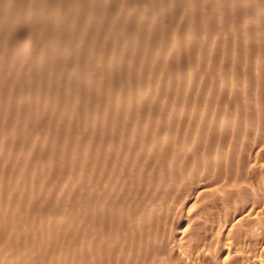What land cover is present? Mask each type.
Masks as SVG:
<instances>
[{"label":"rangeland","instance_id":"1","mask_svg":"<svg viewBox=\"0 0 264 264\" xmlns=\"http://www.w3.org/2000/svg\"><path fill=\"white\" fill-rule=\"evenodd\" d=\"M81 1L76 3L79 4L77 6L67 0H0V144L3 142L0 145L2 146V148L0 147V204L2 205L0 211H4V213L0 212V217L2 213L6 218H12L15 215L13 219L16 220V223L25 217L24 223H20V226L15 223L16 229L22 227L20 230L17 229L13 233L11 228L14 229V227L10 225V233L14 234L12 236L19 238V240L15 238L17 241H14V238L10 236L13 239L10 244L13 246L8 243L10 237L7 239L5 236L7 234L9 236V225L0 227V241L3 238L7 240L6 242L3 239L2 241L5 243L1 241L2 244L0 243V245L8 244L11 248L13 247L12 251L8 247L11 252H17L14 244L16 242L22 243V240L26 239L25 234L30 240L26 239L25 245L30 242L34 246L38 242L46 243L44 247H41L43 246L42 243H40L41 245L37 244V247L40 245L41 248L45 249L42 253L46 255V257L43 255L45 260L40 259V264L42 261H45V264L48 263L49 254L53 263L56 259L54 264H58V261L63 262L62 264H74L77 257L76 261L78 262L79 259L80 263L76 264H89V262L90 264L91 262L92 264H102V262L106 264L110 260L109 264H118L119 261V264H152L150 261L154 264H160L164 261L168 262L167 264H209L210 262L211 264H234L235 262V264H242L243 262L244 264H259L257 259L259 260L260 257V264H264V261L262 262L264 260L262 259L264 258V245H262L264 244V229L262 228L264 227L262 224L264 223L262 222L264 221V187L263 189L259 187L261 184L264 185V182H261L264 180V131L262 130L264 129V0H246L249 8L246 6V2L240 0H236L239 1L237 4L235 0ZM108 2H110L109 5ZM68 3L74 7H70ZM80 5H82L81 11H79ZM191 6L194 7V12H192ZM236 6H242L245 11L243 14L248 12L247 16H243V20L238 22L236 20L239 7H237L238 9L234 8ZM109 8L113 10L111 11ZM71 10L72 12H70ZM73 12L76 13V16ZM79 14L80 16L83 14V19L79 17ZM94 14L100 16L96 15V17ZM69 15L71 17L73 15V17L70 18ZM128 15L129 17H127ZM86 16L90 20H94L92 24H88L91 21ZM244 17H248V19ZM73 18L75 21L72 20ZM141 23L143 26L140 25ZM72 24L77 26L73 27ZM187 27L190 29L188 30ZM93 28L95 29L93 30ZM204 30L205 32H203ZM30 31L31 34L27 33ZM148 31L149 35H151V31L154 34L149 36ZM105 32L106 34L109 33L105 35ZM114 32L120 33L114 34ZM25 33L34 37L30 48L33 52L29 60L28 58L27 60L26 58L25 60L18 58L11 52L16 43L20 45ZM189 33L193 35L191 36ZM174 35L179 40L176 37L174 39ZM172 38L173 40H171ZM18 39L19 41H17ZM169 42L175 43L171 45ZM53 44L56 46L59 44V46L56 47ZM119 44L124 47L127 45V47L123 48L122 46V49ZM165 46L174 53L167 50ZM52 47H56V49H52ZM4 53H9L10 56L8 55L6 59H3ZM98 55H101L100 58ZM12 58L13 60H11ZM19 59H21L20 62ZM39 59L40 62L42 60L40 64ZM92 59L93 61H91ZM70 71L72 73L67 74ZM74 74L76 76L80 74L77 76L80 78L78 79ZM98 79L100 80L96 82ZM57 80L59 84H57ZM61 80L64 81H62L63 84ZM53 83L57 85L55 86ZM17 93L22 97H19ZM11 105H13L14 110L10 107ZM213 117L215 118L213 119ZM224 117L225 121L222 120ZM247 120L253 121L248 123ZM216 121L219 123L217 122V124ZM208 123H212V125L210 124L209 127ZM234 124L238 125L233 129ZM249 125L252 126L251 129ZM246 129L248 131L250 129V131L248 132ZM3 131L7 133H2ZM246 131L248 132L247 135ZM248 135L252 136V138L250 137L251 140H249ZM242 136L245 138L243 142L246 140L247 144L241 143ZM252 140L256 142L254 143ZM249 141L250 143H248ZM215 155L216 157H214ZM232 178H237L236 184H233L235 182H232ZM39 182L43 185H38ZM231 182L233 185L230 184ZM239 182L241 185L237 186ZM235 185L239 189H236ZM254 185L255 187H253ZM256 186L259 188L257 189ZM225 187L228 188L225 189ZM50 190H52L51 193ZM236 190H238V195L241 193L242 196L240 197L247 198V201L238 197L239 202H235L238 200ZM229 191H233V194ZM242 192L247 196L250 193V196L245 195V197ZM89 194L90 196H88ZM66 195L69 201L64 199ZM86 195L88 197L87 202L84 201ZM7 196L12 199H8ZM79 196L80 200H78ZM48 197L50 198L48 199ZM52 197L56 198L54 202ZM83 197L84 199H82ZM14 198L18 200L15 201ZM22 198L24 200L26 198V200L24 201ZM249 198H252L251 203L248 201ZM253 198H256L257 201ZM81 199L82 202L84 201L83 203L80 202ZM107 199L108 203H105ZM61 200L66 205L68 203L69 209L64 205L65 203H61ZM71 200L74 202L71 203ZM5 201L9 205L4 204ZM75 201L77 202L75 203ZM254 201L258 205L257 207ZM56 203H58L57 208L61 205L65 207H60V210L56 208L55 211ZM111 203L113 204L111 205ZM72 206L76 210H73ZM250 207L251 209L247 210ZM260 209L262 210L259 211ZM6 210L12 216L9 213L7 217ZM65 210L73 212L70 214ZM86 210H90V213H96H93V215L95 214L93 216ZM48 211L49 213L52 212L53 216ZM74 211L76 212L74 213ZM54 212L60 214L57 213V216ZM65 212L68 213L66 215H68L67 219L70 217L69 220L65 219ZM85 214L86 217L82 218ZM16 215H19L20 218ZM255 216L259 217V222L256 221ZM5 217L4 219H6ZM53 217L63 219H52ZM77 218L86 221H77ZM58 220L62 221V225ZM63 220L66 221L67 226ZM34 221L35 223L39 222V225L35 224ZM42 222H44L45 227L51 225L50 222H52L50 227L58 228L48 230L50 227L44 228ZM46 222L49 224L47 225ZM78 222L85 229V225L88 227L89 230L86 231L90 234L89 236L85 233L84 228H80L81 225ZM28 223H30V229ZM68 223H70L69 227ZM73 223L79 225L74 226ZM253 223H256L254 227H257L256 230L252 229ZM257 223H261L262 225H259L261 227H258ZM98 225L104 228L99 227V229ZM63 226L68 227L69 231ZM250 226H252L251 229ZM5 227L7 231H4ZM239 227L242 230L237 229ZM245 227L248 228V231ZM33 228L35 229L33 230ZM22 229H25L26 232ZM61 229L66 233L63 234ZM74 229H79L77 230L79 231L78 235ZM103 229L106 231L103 232ZM236 229L239 231L240 237L236 235L238 233ZM21 230L25 233H19ZM35 230H40V233ZM56 230L57 233H62L58 234L59 237H63L62 239L61 237L59 239L57 233L55 234ZM80 230L82 234L84 231V235L80 234ZM173 230L176 232L178 230V232ZM42 231L45 238L42 237ZM70 231L75 235H72ZM2 232L4 233L2 234ZM98 232H103L102 235H105L101 236V233L98 235ZM242 232L246 234V237L243 236ZM249 232L250 234L256 233L250 235ZM30 233L31 236H29ZM52 233L55 235L53 238ZM110 233L111 235H109ZM20 234L25 239L21 238L22 235L20 236ZM46 235L49 236V239H46ZM86 235L89 238H86L87 242H85ZM36 236L40 237L37 238ZM90 236L95 240L97 238L100 241L106 240V242L102 241V244L105 242L103 245L106 246L101 244L100 248L99 240L95 241ZM67 237L68 239H66ZM77 238L83 241L80 243L82 248L75 245L77 249L73 245H78L79 240ZM156 238L160 240L162 238V240L159 242ZM74 239L78 242L76 243ZM60 240L62 242L67 240L68 242L64 244ZM163 240H165L164 243ZM172 240L181 242L178 244L176 242L175 245V241ZM89 241L93 244H90ZM108 242L112 243V247ZM55 243L58 244V247L61 246V249L55 246L57 245ZM162 243L167 246H163ZM17 244L15 247H19ZM71 244L75 248L70 246ZM83 244H86L85 247ZM95 244L101 255L95 251ZM50 245H53L54 250ZM63 245H67L68 248L67 246V249L62 247ZM90 245L92 248L89 249ZM122 246L127 247L124 248L125 250H120ZM83 247L88 249L90 254H83L86 251ZM119 247L120 249H118ZM41 248H37L35 252L39 254ZM108 248L109 250H107ZM110 248L112 249L110 250ZM130 248L133 249L132 252ZM63 249L67 250L68 253L71 249L69 254L67 251H65L66 255L63 253L64 251L62 252L64 256L72 254L71 258H68V262L62 261L63 258L59 259L60 256L62 257V254L59 255V253ZM91 249L98 252V256L93 255L95 253ZM165 249L168 252L172 251V256L170 252H164ZM257 249L258 251L263 249L258 258ZM80 250L81 253L78 255ZM48 251L53 254L55 251L59 252L54 254V257H58L54 258L50 252L47 254ZM105 251H108L107 256L105 254L108 261L103 256ZM176 251L179 253L176 254ZM224 251L231 256L227 257L226 255L225 257ZM110 252H112V256L109 255ZM114 252L116 253L113 255ZM160 252L164 253L165 256L163 254L159 256ZM42 253L39 255L40 257ZM73 254L76 255L75 259ZM116 254L120 257L123 255L122 259L118 255L119 258H115ZM178 254L183 258L176 256ZM82 255L90 256L93 261L89 258L87 262L88 257L85 258ZM217 256L218 258L215 259ZM65 258L63 260L67 261ZM82 258L85 260L83 261ZM160 258L163 261L157 262ZM175 258H180L181 261L178 259L176 261ZM228 258L231 261L227 260ZM29 259L31 260V258ZM29 259L28 262L24 259L26 261H21L20 264H30L32 261L29 263ZM96 259L100 262H96ZM113 259L115 263L112 261ZM237 259L238 261H236ZM38 260L32 263L38 264Z\"/></svg>","mask_w":264,"mask_h":264},{"label":"bare ground","instance_id":"2","mask_svg":"<svg viewBox=\"0 0 264 264\" xmlns=\"http://www.w3.org/2000/svg\"><path fill=\"white\" fill-rule=\"evenodd\" d=\"M67 1H70L71 3H75V5H77L76 3H79L81 0H67ZM83 1H84V0H83ZM85 1H86V0H85ZM90 1H91V0H90ZM93 1H94V0H93ZM93 1H92V2H93ZM95 1H96V0H95ZM108 1H109V0H108ZM124 1H125V0H124ZM240 1H243L244 3L246 2V0H240ZM254 1H255V0H254ZM256 1H257V0H256ZM86 2H87V1H86ZM106 2H107V0H106ZM106 2H104V3H106ZM122 2H123V0H122ZM235 2H236V4H237L239 1H236V0H235ZM248 2H249V1H248ZM251 2H252V1H251ZM81 3H82V1H81ZM90 3H91V2H90ZM109 3H110V2H108L107 4L109 5ZM116 3H118V2H116ZM92 4H93V3H92ZM121 4H122V3H121ZM239 4L241 5V3H239ZM249 4H250V3H249ZM68 5L70 6L69 3H68ZM78 5H79V4H78ZM78 5H77V6H78ZM83 5H84V4H83ZM90 5H91V4H90ZM90 5H89V7H90ZM96 5H97V4H96ZM96 5H95V6H96ZM242 5H244V4H242ZM81 6H82V5H80L79 8H80ZM91 6H92V5H91ZM106 6H107V5H106ZM233 6H234V5H233ZM233 6H232V7H233ZM246 6H247V2H246ZM246 6H245V7H246ZM252 6H253V5H252ZM70 7H72V6H70ZM73 7H74V6H73ZM73 7H72V8H73ZM92 7H93V6H92ZM191 7H192V6H191ZM237 7H239V6H236V7H234V8H237ZM247 7H248V6H247ZM247 7H246V9H247ZM255 7H256V6H255ZM259 7H260V5H259ZM76 8H77V7H76ZM79 8H77V9H79ZM82 8H84V7H82ZM87 8H88V7H87ZM96 8H97V7H96ZM98 8H99V7H98ZM111 8H112V7H111ZM192 8H193V9H192V12H194V11H193V10H194V7H192ZM248 8H249V7H248ZM253 8H254V7H253ZM70 9H71V8H70ZM77 9H76V10H77ZM84 9H86V8H84ZM88 9H89V8H88ZM90 9H91V8H90ZM237 9H238V8H237ZM81 10H82V9L80 8L79 11H81ZM91 10L93 11V9H91ZM98 10H100V9H98ZM98 10H96V11L98 12ZM109 10H111V9L109 8ZM112 10H113V9H112ZM112 10H111V11H112ZM248 10H250V9H248ZM257 10H258V9H257ZM77 11H78V10H77ZM77 11H75V12L78 14ZM89 11H90V10H89ZM94 11H95V10H94ZM236 11H237V10L235 9V12H236ZM238 11H239V14H238V16H237V20H236L237 22H238L239 20L241 21V19L243 20V16H245V15L247 16V13H248V12L246 11V13L243 14V12H245V11L243 10L242 6L239 7V10H238ZM70 12H72V10H71ZM75 12H73V13L75 14L74 16H76V13H75ZM92 13H95V12H92ZM115 13L117 14V12H115ZM126 13H127V12H126ZM126 13H124V14H126ZM154 13H155V12H154ZM70 14H71V13H70ZM87 14H88V13H87ZM90 14H91V12H90ZM102 14H103V12H102ZM106 14L108 15L109 13H106ZM152 14H153V13H152ZM156 14H157V12H156ZM91 15H92V14H91ZM94 15H95V14H94ZM96 15H97V16H100V15H98V14H96ZM96 15H95V16H96ZM111 15H112V14H111ZM193 15H194V14H193ZM69 16H70V18L73 17V15H72V17H71V15H69ZM95 16H94V17H95ZM97 16H96V17H97ZM113 16L115 17L114 14H113ZM151 16H152V15H151ZM155 16H156V15H155ZM79 17L82 18V17H83V14H82L81 16H80V14H79ZM86 17H87V16H86ZM86 17H85V18H86ZM88 17H89V15H88ZM88 17H87V18H88ZM101 17H102V15H101ZM103 17H104V15H103ZM121 17H122V16H121ZM123 17H124V16H123ZM127 17H129V15H128ZM143 17H144V16H143ZM147 17H148V16H147ZM153 17H154V16H153ZM159 17H160V16H159ZM251 17H252V16H251ZM75 18H76V17H75ZM77 18H78V17H77ZM85 18H84V19H85ZM92 18H93V16H92ZM92 18H91V19H92ZM124 18H125V17H124ZM145 18H146V16H145ZM244 18L248 19V17H244ZM82 19H83V18H82ZM100 19H101V18H100ZM122 19H123V18H122ZM125 19H126V18H125ZM127 19H128V18H127ZM154 19H155V18H154ZM235 19H236V18H235ZM70 20H71V19H70ZM72 20L75 21L74 18H73ZM72 20H71V21H72ZM78 20H79V19H78ZM85 20H86V19H85ZM88 20H90V19L88 18ZM130 20H131V19H130ZM133 20H134V18H133ZM157 20H158V19H157ZM244 20H245V19H244ZM76 21H77V19H76ZM81 21H82V20H81ZM90 21H91V23L89 22V23H88L89 25L92 24V21H94V20H90ZM123 21H125V20H123ZM139 21H140V20H139ZM139 21H138V23H139ZM84 22H85V21H84ZM84 22H83V23H84ZM142 22H143V21H142ZM145 22H146V21H145ZM246 22H247V21H246ZM71 23H72V22H71ZM71 23H70V24H71ZM77 23L79 24V22H77ZM95 23H97V22H95ZM193 23H194V22H193ZM209 23H210V22H209ZM73 24H74V23H73ZM73 24H72V25H73ZM81 24H82V23H81ZM86 24H87V21H86ZM88 24H87V25H88ZM143 24H144V22H143ZM205 24H206V23H205ZM207 24H208V22H207ZM72 25H71V26H72ZM82 25H83V24H82ZM82 25H81V26H82ZM84 25H85V24H84ZM94 25H95V24H94ZM97 25H98V24H97ZM108 25H109V24H108ZM122 25H123V24H122ZM136 25H138V24H136ZM140 25H142V23H141ZM144 25H145V24H144ZM149 25H150V24H149ZM190 25H191V24H190ZM208 25H209V24H208ZM210 25H211V24H210ZM75 26H77V25H75ZM75 26L73 25V27H75ZM81 26H80V28H81ZM125 26H126V25H125ZM142 26H143V25H142ZM145 26H146V25H145ZM191 26H192V25H191ZM78 27H79V26H78ZM78 27H77V28H78ZM92 27H93V26H92ZM111 27H112V26H111ZM149 27H150V26H149ZM196 27H197V26H196ZM208 27H209V26H208ZM232 27H233V25H232ZM82 28H84V27H82ZM85 28H86V26H85ZM124 28H125V27H124ZM140 28H141V27H140ZM153 28H154V27H153ZM153 28H152V29H153ZM187 28H188V27H187ZM201 28H202V27H201ZM94 29H95V28H93V30H94ZM99 29H100V28H99ZM103 29H104V28H103ZM103 29H101V31H103ZM126 29H128V28H126ZM134 29H135V28H134ZM189 29H190V28H188V30H189ZM192 29H193V28H192ZM204 29H205V25H204ZM88 30H89V28H88ZM96 30H97V29H96ZM96 30H95V32L98 31V30H97V31H96ZM110 30H111V29H110ZM136 30H137V28H136ZM148 30H149V29H148ZM150 30H151V29H150ZM172 30H175V29H172ZM188 30H187V31H188ZM194 30H196V29H194ZM210 30H211V28H210ZM86 31H87V30H86ZM99 31H100V30H99ZM105 31H106V30H105ZM114 31H115V30H114ZM122 31L125 32V30H122ZM141 31H142V30H141ZM146 31H147V30H146ZM175 31H176V30H175ZM200 31L202 32V30H200ZM200 31H199V32H200ZM207 31H208V30H207ZM235 31H236V30H235ZM83 32H85V31H83ZM110 32H113V31H110ZM127 32H128V31H127ZM136 32H137V31H136ZM152 32H153V31H151V35L154 34V33H152ZM167 32H168V31H167ZM191 32H193V31H191ZM194 32H195V31H194ZM203 32H205V30H204ZM27 33L31 34V31H30V32H27ZM81 33H82V31H81ZM81 33H80V34H81ZM88 33H89V32H88ZM93 33H94V32H93ZM93 33H92V34H93ZM102 33H103V32H102ZM108 33H109V32H107V34H108ZM119 33H120V32H119ZM119 33H118V32H117V33L114 32V34H119ZM138 33H139V31H138ZM164 33H165V32H164ZM171 33H173V32H171ZM174 33H175V32H174ZM179 33H180V32H179ZM184 33H185V32H184ZM187 33H188V32H187ZM242 33H243V32H242ZM249 33H250V32H249ZM249 33H248V34H249ZM85 34H86V32H85ZM85 34H84V35H85ZM92 34H91V36H92ZM96 34L98 35V33H96ZM96 34H94V35H96ZM107 34H106V32H105V35H107ZM129 34H130V32H129ZM139 34H140V33H139ZM144 34H145V33H144ZM146 34H147V33H146ZM203 34H204V33H203ZM207 34H208V33H207ZM257 34H258V33H257ZM76 35H77V34H76ZM87 35H88V34H87ZM148 35H149V31H148ZM148 35H147V36H148ZM151 35H149V36H151ZM172 35H173V34H172ZM185 35H186V34H185ZM187 35H188V34H187ZM189 35H191V34L189 33ZM192 35H193V34H192ZM192 35H191V36H192ZM242 35H243V34H242ZM23 36H24V35H23ZM23 36H22V37H23ZM85 36H86V35H85ZM85 36H84V37H85ZM89 36H90V35H89ZM91 36H90V37H91ZM98 36H99V35H98ZM109 36H110V35H109ZM128 36H129V35H128ZM142 36H143V35H142ZM147 36H145V37H147ZM149 36H148V37H149ZM177 36L179 37V35H177ZM195 36H196V35H195ZM22 37H21V39H22ZM72 37L74 38L75 36H72ZM78 37H79V36H78ZM80 37H81V35H80ZM94 37H95V36H94ZM140 37H141V35H140ZM143 37H144V36H143ZM170 37H172V36H170ZM173 37H174V39H175L176 36L174 35ZM75 38H76V37H75ZM81 38L83 39V37H81ZM95 38H96V37H95ZM98 38H99V37H98ZM176 38H177V37H176ZM184 38H185V37H184ZM21 39H20V40H21ZM76 39H77V38H76ZM79 39H80V38H79ZM140 39H141V38H140ZM161 39H163V38H161ZM180 39H181V38H180ZM187 39H188V37H187ZM187 39H186V40H187ZM133 40H134V39H133ZM136 40H137V39H136ZM143 40H144V38H143ZM143 40H142V41H143ZM159 40H160V37H159ZM163 40H164V39H163ZM166 40H167V39H166ZM171 40H173V38H172ZM177 40H179V39L177 38ZM177 40L175 41L176 43H177ZM243 40H244V39H243ZM246 40H247V39H246ZM17 41H19V39H18ZM32 41H34V37H32V35H31V36H30V35H26V33H25V36H24V38L21 40L20 45H17V43L15 42V43H16V46L13 47V46L11 45V43H10V45L14 48V49L12 48L13 51H11V48H10V51L13 52V55L15 54L14 56H16V57H18V58H21V59L24 58V60H25V58H26V60H27V58H28V60H29V57L32 56L31 53L33 52V51H31L32 49H30V48H31V44H33V43H31ZM134 41H135V40H134ZM139 41H140V40H139ZM139 41H138V42H139ZM144 41H145V40H144ZM169 41H170V40H169ZM184 41H185V39H184ZM131 42H132V41H131ZM162 42H163V41H162ZM175 42H173L172 44H174ZM34 43H35V42H34ZM66 43L68 44V42H66ZM111 43H112V42H111ZM133 43H135V42H133ZM166 43H167V41H166ZM169 43H170V42H169ZM184 43H185V42H184ZM188 43H189V41H188ZM63 44L66 45L65 43H63ZM129 44H131V43H129ZM129 44H128V47H129ZM136 44H137V43H136ZM162 44H163V43H162ZM167 44H168V43H167ZM167 44H165V45H167ZM170 44H171V43H170ZM172 44H171V45H172ZM185 44H186V43H185ZM192 44H193V43H192ZM35 45H36V44H35ZM54 45H55V44H53V46H54ZM68 45H69V44H68ZM68 45L66 46L67 49H68ZM119 45H120V44H119ZM137 45H138V44H137ZM159 45H160V44H159ZM178 45H179V43H178ZM7 46L9 47V44H8ZM41 46H43V45H41ZM55 46H56V45H55ZM57 46H59V44H57ZM57 46H56V47H57ZM62 46H63V45H62ZM120 46H121L120 48H122L123 45L121 44ZM174 46L176 47V45H174ZM174 46H173V48H174ZM181 46H182V44H181ZM190 46H191V45H190ZM8 47L6 48V50L8 49ZM36 47H37V46H36ZM56 47H55V48L52 47V49H56ZM63 47H64V46H63ZM125 47H127V45H126ZM125 47L123 46V48H125ZM160 47H162V46H160ZM165 47L167 48V46H165ZM171 47H172V46H171ZM33 48H34V47H33ZM123 48H122V49H123ZM162 48H163V47H162ZM177 48H178V47H177ZM58 49H59V48H57V50H58ZM61 49H63V48H61ZM164 49H165V48H164ZM34 50H35V49H34ZM59 50H60V49H59ZM167 50H169V48H167ZM170 50H171V49H170ZM170 50H169V51H170ZM175 50H176V49H175ZM39 51H40V50H39ZM39 51H38V53H39ZM171 51H172V50H171ZM171 51H170V52H171ZM7 52H9V51H7ZM83 52H84V51H83ZM98 52H100V51L98 50ZM42 53H43V52H42ZM56 53H57V52H56ZM81 53H82V51H81ZM88 53H89V52H88ZM166 53H167V52H166ZM172 53H174V51H172ZM0 54H1V53H0ZM10 54H11V53H10ZM43 54H44V53H43ZM91 54H92V53H91ZM91 54H90V55H91ZM167 54H168V53H167ZM8 55H9V53H4V58H3V59H6V58L8 57ZM33 55H34V53H33ZM35 55H36V54H35ZM57 55H58V54H57ZM102 55H103V54H102ZM2 56H3V55H2ZM9 56H10V55H9ZM11 56H12V55H11ZM39 56H40V55H39ZM41 56H42V55H41ZM44 56H45V55H44ZM53 56H54V55H53ZM98 56H99V55H98ZM98 56H96V57H98ZM100 56H101V55H100ZM100 56H99V58H100ZM103 56H104V55H103ZM0 57H1V56H0ZM12 57H13V56H12ZM33 57L35 58V56H33ZM91 57H92V55H91ZM18 58H17V59H18ZM37 58H38V56H37ZM39 58H40V57H39ZM92 58H93V57H92ZM0 59H1V58H0ZM14 59H15V57H14ZM21 59H19L18 61L20 62ZM44 59H45V58H44ZM44 59H43V60H44ZM54 59H56V58L54 57ZM11 60H13V58H12ZM46 60H47V59H46ZM94 60H95V59H94ZM97 60H98V59H97ZM2 61H4V60H2ZM8 61H9V59H8ZM18 61H17V62H18ZM33 61H34V59H33ZM61 61H63V59H61ZM91 61H93V59H92ZM15 62H16V61H15ZM41 62H42V60H41ZM41 62H40V59H39V64H40ZM0 63H1V62H0ZM25 63H26V62H25ZM28 63H29V62H28ZM19 64H20V63H19ZM20 65H21V64H20ZM27 65H28V64H27ZM31 65H32V63H31ZM190 65H191V64H190ZM94 66H95V65H94ZM71 67H72V66H71ZM71 67H70V68H71ZM96 67H98V66H96ZM188 67H189V66H188ZM29 68H31V67H29ZM29 68H28V69H29ZM94 68H95V67H94ZM190 68H191V67H190ZM190 68H189V69H190ZM194 68H195V67H194ZM11 69H12V68H11ZM79 69H80V68H79ZM186 69H187V68H186ZM74 70H75V69H74ZM95 70H96V68H95ZM192 70H193V69H192ZM34 71H36V70H34ZM37 71H38V70H37ZM76 71H77V70H76ZM76 71H75V73H77ZM186 71H187V70H186ZM187 72H188V71H187ZM187 72H186V73H187ZM189 72H190V70H189ZM38 73H39V72H38ZM69 73H72V72L70 71V72H68L67 74H69ZM73 73H74V72H73ZM93 74H94V73H93ZM93 74H92V75H93ZM189 74H190V73H189ZM35 75H36V74H35ZM74 75H75V74H74ZM78 75H80V74H77V76H78ZM96 75H97V74H96ZM186 75H187V74H186ZM72 76H73V74H72ZM75 76H76V75H75ZM77 76H76V77H77ZM239 77H240V76H239ZM239 77H238V78H239ZM57 78H58V77H57ZM63 78L65 79V76H64ZM66 78H67V76H66ZM68 78H69V77H68ZM73 78H74V77H73ZM77 78H78V77H77ZM79 78H80V76H79ZM79 78H78V79H79ZM233 78H234V77H233ZM58 79H59V78H58ZM89 79H90V78H89ZM96 79H97V78H96ZM188 79H189V78H188ZM230 79H231V78H230ZM235 79H236V78H235ZM242 79H244V78H242ZM22 80H24V79L22 78ZM90 80H92V79H90ZM90 80H89V81H90ZM99 80H100V79L96 80V82H98ZM233 80H234V79H233ZM239 80H240V79H239ZM25 81H26V80H25ZM62 81H63V80H61V83H62ZM237 81H238V80H237ZM237 81H236V83H237ZM242 81H243V80H242ZM21 82H22V81H21ZM57 82H58V80H57ZM57 82H55V83H57ZM63 82H64V81H63ZM78 82H79V81H78ZM78 82H77V83H78ZM94 82H95V81H94ZM24 83L26 84L27 82H24ZM90 83H91V82H90ZM53 84H54V83H53ZM57 84H59V82H58ZM57 84H56V85H57ZM62 84H63V83H62ZM68 84H69V83H68ZM71 84H73V83H71ZM226 84H227V83H226ZM19 85H20V84H19ZM21 85H22V84H21ZM54 85H55V84H54ZM56 85H55V86H56ZM60 85H61V84H60ZM22 86H23V85H22ZM72 86H73V85H72ZM77 86H78V85H77ZM77 86H76V88H77ZM95 86H96V84H95ZM231 86H232V84H231ZM222 87H223V86H222ZM224 87H226V86L224 85ZM229 87H230V86H229ZM233 87H234V86H233ZM68 88H69V87H68ZM72 88H73V87H72ZM230 88H232V87H230ZM74 90H75V89H74ZM78 90H79V89H78ZM39 92H40V91H39ZM39 92H38V93H39ZM79 92H80V91H79ZM22 93H23V92H22ZM154 93H155V92H154ZM17 94H18V93H17ZM75 94H76V93H75ZM18 96H19V94H18ZM73 96H74V95H73ZM19 97H22V96H19ZM23 97H24V99H26L25 96H23ZM37 97H38V96H37ZM52 97H54V96H52ZM64 97H65V96H64ZM78 97H80V96H78ZM14 98H15V97H14ZM47 98H48V97H47ZM47 98H46V99H47ZM54 98H55V97H54ZM3 99H4V98H3ZM5 99H8V98H5ZM89 99H90V98H89ZM129 99H130V98H129ZM18 100H19V99H18ZM34 100H35V99H34ZM51 100H53V99L51 98ZM54 100H55V99H54ZM74 100H75V99H74ZM16 101H17V100H16ZM20 101H21V100H20ZM24 101H25V100H24ZM3 102H4V101H3ZM11 102H12V101H11ZM22 102H23V101H22ZM26 102H27V101H26ZM54 102H55V101H54ZM56 102H57V101H56ZM58 102H59V101H58ZM0 103H1V102H0ZM50 103H51V102H50ZM8 104L10 105L9 102H8ZM12 104H13V103H12ZM76 104H77V103H76ZM55 105H56V104H55ZM62 105H63V104H62ZM64 105H65V104H64ZM74 105H75V104H74ZM6 106H8V105L6 104ZM53 106H54V104H53ZM4 107H5V104H4ZM10 107L13 108V105H11ZM10 107H9V108H10ZM22 107H23V106H22ZM54 107H56V106H54ZM64 107H65V106H64ZM19 108H20V107H19ZM70 108H71V107H70ZM7 109H8V108H7ZM7 109H6V111H7ZM56 109H57V108H56ZM65 109H66V108H65ZM97 109H98V108H97ZM97 109H95V110H97ZM2 110H3V109H2ZM9 110H11V109H9ZM13 110H14V108H13ZM25 110H26V109H25ZM60 110H61V109H60ZM52 111H53V110H52ZM65 111H66V110H65ZM98 111H99V110H98ZM101 111H102V110H101ZM221 111H222V110H221ZM227 111H229V110H227ZM54 112H55V111H54ZM218 112H220V111H218ZM223 112H225V111L223 110ZM50 113H52V112H50ZM60 113H61V112H60ZM95 113H96V112H95ZM218 114H219V113H218ZM220 114H221V113H220ZM229 114H230V113H229ZM231 114H232V113H231ZM237 114H238V113H237ZM36 115H37V114H36ZM55 115H57V114H55ZM225 115H226V113H225ZM234 115H235V113H234ZM218 116H220V115H218ZM229 116H230V115H229ZM49 117H50V116H49ZM215 117H216V116H215ZM215 117H213V119H214ZM220 117L222 118V116H220ZM220 117H219V118H220ZM234 117H235V116H234ZM234 117H233V118H234ZM236 117H237V116H236ZM62 118H63V117H62ZM219 118H218V119H219ZM230 118H231V117H230ZM49 119H50V118H49ZM218 119H217V120H218ZM237 119H238V118H237ZM237 119H235V120L238 121L239 119H238V120H237ZM249 119H251V118H249ZM51 120H52V119H51ZM51 120H50V121H51ZM222 120L225 121V120H226L225 117H224ZM228 120H230V119H228ZM214 121H215V120H214ZM220 121H221V120H220ZM233 121H234V120H233ZM233 121H232V123H233ZM247 121H248V123H249V122H252L253 120H252V121L247 120ZM247 121H246V122H247ZM61 122H62V120H61ZM209 122H210V121H209ZM217 122H218V121H216V123H217ZM239 122H240V120H239ZM259 122H260V121H259ZM261 122H262V121H261ZM216 123H215V124H216ZM218 123H219V122H218ZM218 123H217V124H218ZM221 123H223V122H221ZM225 123H226V122H225ZM235 123H236V122H235ZM237 123H238V122H237ZM256 123H257V122H256ZM210 124L212 125V123H210ZM210 124L208 123L209 127H210ZM213 124H214V123H213ZM253 124H254V123H253ZM262 124H263V123H262ZM57 125H58V124H57ZM60 125H61V124H60ZM236 125H238V124H236ZM236 125H235V124L233 125V126H234L233 129L236 127ZM219 126H220V124H219ZM219 126H218V127H219ZM223 126H224V125H223ZM226 126H227V125H226ZM229 126H230V125H229ZM231 126H232V125H231ZM231 126H230V127H231ZM249 126H250V125H249ZM216 127H217V126H216ZM220 127H221V126H220ZM227 127H228V126H227ZM251 127H252V126H250V129H251ZM254 127H255V126H254ZM25 128H26V127H25ZM262 128H263V127H262ZM215 129H217V128H215ZM220 129H221V128H220ZM224 129H225V127H224ZM250 129H249V131H250ZM30 130H31V129H30ZM212 130H213V129H212ZM246 130H247V129H246ZM262 130L264 131V129H262ZM216 131H219V130H216ZM220 131L222 132V130H220ZM247 131H248V130H247ZM247 131H246V135H247V133L249 132V131H248V132H247ZM4 132H5V131H3L2 133H4ZM221 132H220V133H221ZM5 133H7V132H5ZM8 133H9V132H8ZM11 133H13V132L11 131ZM11 133H10V134H11ZM14 133H15V132H14ZM223 133H224V131H223ZM225 134H226V133H225ZM255 134H256V133H255ZM3 135H4V134H3ZM231 135H232V133H231ZM234 135H235V134H234ZM256 135H257V134H256ZM7 136H8V135H7ZM248 136H249V135H248ZM253 136H255V135H253ZM11 137H12V134H11ZM16 137H17V135H16ZM223 137H225V136H223ZM235 137H236V136H235ZM250 137L252 138V136H249V140H251ZM7 138H8V137H7ZM226 138H227V137H226ZM230 138L232 139V136H230ZM230 138H229V139H230ZM12 139H13V138H12ZM154 139H155V138H154ZM231 139H230V140H231ZM235 139H236V138H235ZM243 139H245V138H243V136H242V139H241L242 142H241V143H243V144H244V143L247 144V143H246V140H245V142H243ZM254 139H255V137H254ZM161 140H162V139H161ZM236 140H238V139H236ZM154 141H155V140H154ZM260 141H261V140H260ZM235 142H236V141H235ZM235 142H234V143H235ZM252 142L255 143L256 141L252 140ZM263 142H264V138H263ZM263 142H262V143H263ZM2 143H3V142H1L0 145H2ZM248 143H250V141H249ZM258 143H259V142H258ZM260 143H261V142H260ZM228 144H229V143H228ZM231 144H232V143H230L229 145H231ZM256 144H257V143H256ZM232 145H234V144H232ZM241 145H242V144H241ZM186 146H187V145H186ZM255 146H256V145H255ZM0 147L2 148V146H0ZM220 147H221V146H220ZM246 147H247V146H246ZM217 148H218V147H217ZM217 148H216V149H217ZM249 148L251 149V147H249ZM221 149H222V148H221ZM241 150H242V147H241ZM180 151H181V149H180ZM215 151H216V153H217V150H215ZM214 153H215V152H214ZM219 153L221 154L220 151H219ZM216 155H217V154H216ZM216 155H215L214 157H216ZM218 155H219V154H218ZM220 156H221V155H220ZM246 162H247V161H246ZM246 162H245V163H246ZM261 177H262V176H261ZM24 179H25V178H24ZM73 179H74V178H73ZM229 179H230V178H229ZM232 179H233V178H232ZM236 179H237V178H236ZM236 179H233L232 182H235ZM240 179L242 180V178H240ZM240 179H239V181H241ZM263 179H264V178H263ZM63 181H64V180H63ZM65 181H66V180H65ZM70 181H71V179H70ZM242 181H243V180H242ZM242 181H241V183H242ZM258 181H259V179H258ZM262 181L264 182V180H261V182H262ZM67 182H68V179H67ZM232 182H231L230 184H232ZM237 182H238V181H237ZM259 182H260V181H259ZM263 182H262V183H263ZM68 183H69V182H68ZM241 183L239 182V183L237 184V186H238L239 184L241 185ZM39 184H40V182L38 183V185H39ZM233 184H236V182L233 183ZM233 184H232V185H233ZM257 184H260V183H257ZM40 185L42 186L43 184H40ZM66 185H67V184H66ZM232 185H230V186L232 187ZM27 186H30V185H27ZM34 186H37V185L34 184ZM41 186H40V187H41ZM228 186H229V185H228ZM15 187H16V186H15ZM22 187H23V186H22ZM30 187H31V186H30ZM30 187H29V188H30ZM233 187H234V186H233ZM235 187H236V185H235ZM253 187H255V185H254ZM253 187H252V189H254ZM256 187H257V186H256ZM259 187H261V188L263 189L264 185L262 186V184H261ZM259 187H257V189H258ZM36 188H38V187H36ZM42 188H43V187H42ZM227 188H228V187H227ZM227 188L225 187V189H227ZM237 188L239 189V187H236V189H237ZM26 189H27V188H26ZM40 189H41V188H40ZM229 189H230V188H229ZM240 189H242V188H240ZM252 189H251V190H252ZM259 190H261V189H259ZM51 191H52V190H50L49 192L51 193ZM236 191H237V195H238V190H236ZM241 191H243L244 193L246 192L245 190H241ZM241 191H240V192H241ZM229 192H230V191H229ZM232 192H233V191H231L230 193H232ZM243 192H242V193H243ZM260 192L263 193V191H260ZM52 193H53V192H52ZM61 193H62V192H61ZM223 193H224V192H223ZM244 193H243V195H244ZM254 193H256V192H254ZM25 194H26V193H25ZM46 194H47V192H46ZM53 194H55V192H54ZM66 194H68V193H66ZM87 194H88V193H87ZM228 194H229V193H228ZM228 194H227V195H228ZM232 194H233V193H232ZM240 194H241V193H240ZM240 194L236 197L238 200H235V202H236V201L239 202V198H241L240 196H242V194H241V195H240ZM26 195H27V194H26ZM26 195H25V196H26ZM51 195H52V194H51ZM64 195H65V193H64ZM82 195H83V194H82ZM84 195H85V194H84ZM223 195H224V194H223ZM227 195H226V197H228ZM229 195H230V194H229ZM245 195H246V194H245ZM245 195H244V196H245ZM251 195H252V194H251ZM25 196H24V197H25ZM44 196H45V194H44ZM47 196H48V194H47ZM53 196H55V195H53ZM57 196H58V193H57ZM68 196H69V195H68ZM88 196H90V194H89ZM234 196H235V195H234ZM246 196H247V195H246ZM246 196H245V197H246ZM249 196H250V193H249ZM249 196H247V197H249ZM5 197H6V196H5ZM5 197L3 198V200L5 199ZM9 197H10V196H9ZM55 197H56V196H55ZM62 197H63V194H62ZM62 197H61V199L63 200ZM69 197H71V195H70ZM91 197H92V196H91ZM223 197H225V196H223ZM238 197H239V198H238ZM251 197H252V196H251ZM255 197H257V195H255ZM261 197H262V196H261ZM7 198H8V196H7ZM7 198H6V199H7ZM10 198H11V197H10ZM10 198H8V199H10ZM26 198H27V197H26ZM26 198H25V200H26ZM32 198H33V197H32ZM44 198H45V197H44ZM49 198H50V197H48V199H49ZM52 198H53V197H52ZM52 198H51V199H52ZM58 198H59V197H58ZM72 198H73V197H72ZM85 198H86V199H84V197H83L82 199H84V201L86 200L85 202H87V201H88V200H87V199H88L87 195L85 196ZM228 198H229V197H228ZM230 198H232V197L230 196ZM243 198H244V197H243ZM243 198H241V199L243 200ZM258 198H259V195H258ZM11 199H12V198H11ZM11 199H10V200H11ZM14 199H16V198H14ZM14 199H13V200H14ZM22 199L24 200V198H22ZM29 199H30V198H29ZM34 199H35V198H34ZM34 199H32V200H34ZM45 199H46V198H45ZM64 199H66V200L68 199V198H67V195H66V198H64ZM70 199H71V198H70ZM82 199H81L80 202H82ZM244 199L246 200L247 198H244ZM251 199H252V198H251ZM251 199L249 198L248 201H250ZM255 199H256V198H255ZM255 199L253 198V200H255ZM261 199H262V198H261ZM3 200H2V201H3ZM17 200H18V199H16L15 201H17ZM25 200H24V201H25ZM27 200H28V198H27ZM52 200H53V202H54V200H56V198H55V199L53 198ZM57 200H58V199H57ZM62 200H61V203L63 202L62 204H64L65 202L62 201ZM73 200H76V199H73ZM73 200H71L70 202L72 203ZM78 200H80V196H79V199H78ZM103 200L105 201V199H103ZM103 200H102V201H103ZM226 200H227V199H226ZM231 200H232V199H231ZM245 200H244V201H245ZM29 201L31 202V199H30ZM46 201H47V200H46ZM59 201H60V200H59ZM68 201H69V199H68ZM84 201H83V202H84ZM229 201H230V200H229ZM246 201H247V200H246ZM255 201H257V199H256ZM255 201H254V202H255ZM7 202H8V201H7ZM56 202H57V201H56ZM73 202H74V201H73ZM76 202H77V201H75V203H76ZM83 202H82V203H83ZM226 202H227V201H226ZM233 202H234V201H233ZM240 202H242V201H240ZM5 203H6V201L4 202V204H5ZM58 203H60V202H58ZM58 203L55 204V205H56L55 208H54V206H53V208H54L55 211H56L57 209H59L60 207H63L64 205L67 206V207L69 206L68 203H67V205H66V203H65L63 206L61 205V206H59V208H57V207H58ZM75 203H74V204H75ZM105 203H108V199H107V202H105ZM227 203H228V202H227ZM227 203H225V204H227ZM250 203H251V201H250ZM6 204L9 205L8 203H6ZM16 204H17V203H16ZM69 204H70V203H69ZM74 204H72V205H74ZM112 204H113V203H111V205H112ZM242 204H243V203H242ZM245 204H246V203H245ZM253 204H254V203H253ZM255 204H256V202H255ZM14 205H15V204H14ZM59 205H60V204H59ZM0 206H2V205L0 204ZM4 206L6 207V205H4ZM32 206H33V205H32ZM65 206H64V207H65ZM249 206H251V205H249ZM255 206L257 207L258 205L256 204ZM67 207H66V208H67ZM72 207H73V206H72ZM74 207H75V205H74ZM74 207H73V208H74ZM110 207H111V206H110ZM253 207H254V206H253ZM253 207H252V208H253ZM256 207H255V210H256ZM56 208H57V209H56ZM73 208H72V209H73ZM1 209H2V207H1ZM63 209H64V208H63ZM68 209H69V207H68ZM72 209H71V210H72ZM249 209H251V207L248 208L247 210H249ZM262 209H263V207H262ZM262 209H260L259 211H261ZM59 210H60V209H59ZM73 210H76V209L74 208ZM77 210H78V209H77ZM21 211H22V210H21ZM51 211H52V209H51ZM65 211H67V210H65ZM86 211H87V210H86ZM117 211H118V210H117ZM259 211H257V212H259ZM0 212H3V213H4L3 210L0 211ZM6 212H7V210H6ZM6 212H5V213H6ZM44 212H45V211H44ZM59 212H60V211H59ZM61 212H62V210H61ZM63 212H64V211H63ZM67 212H69V211H67ZM67 212H65L64 215H66ZM72 212H73V211H72ZM72 212H69V213L71 214ZM75 212H76V211H74V213H75ZM77 212H79V211H77ZM84 212H85V211H84ZM87 212L90 213V210H88ZM87 212H86V214H87ZM121 212H122V211H121ZM250 212H251V211H250ZM257 212H256V213H257ZM3 213H2V215H1V217H0V224H1L0 227H1L2 225L6 226V227L9 225V228H8V230H9V229L11 228V227H10V225H11L12 227H14V229L11 228V229H12V232L14 233V231L18 229V228H17V229L15 228L16 220L13 219V217H14L15 215H14L12 218H11V217L6 218L5 216H3V215H4ZM9 213H10V212H9ZM9 213L7 212L6 216H7ZM48 213H49V211H48ZM51 213H52V212H51ZM51 213H49V214L51 215ZM54 213H55V212H54ZM57 213H58V212H56L55 214H57ZM74 213H73V214H74ZM80 213H81V212H80ZM93 213H96V212H91L90 214L93 215ZM98 213H99V212H98ZM102 213H103V212H102ZM105 213H106V212H105ZM243 213H244V212H243ZM248 213H249V212H248ZM251 213H252V212H251ZM261 213H262V212H261ZM263 213H264V212H263ZM263 213H262V214H263ZM13 214H15V213L13 212ZM16 214H17V213H16ZM58 214H60V213H58ZM58 214H57V216H58ZM61 214H63V213H61ZM67 214H68V213H67ZM70 214H69V215H70ZM73 214H72V216H73ZM77 214H79V213H77ZM86 214H85V216L82 217V218H85V217H86ZM99 214H100V213H99ZM107 214H108V213H107ZM107 214H106V215H107ZM249 214H250V213H249ZM253 214H254V213H253ZM257 214H258V213H257ZM262 214H261V215H262ZM10 215H11V213H10ZM46 215H47V214H46ZM74 215L76 216V214H74ZM91 215H89V216H91ZM94 215H95V214H94ZM94 215H93V216H94ZM11 216H12V215H11ZM16 216L19 217V215H16ZM24 216H25V215H24ZM43 216H44V215H43ZM47 216L49 217V215H47ZM52 216H53V213H52ZM60 216L62 217V215H60ZM67 216H68V215L65 216V219L68 218ZM72 216H71V217H72ZM78 216H79V215H78ZM96 216H97V215H96ZM248 216H251V215H248ZM263 216H264V214H263ZM4 217H5L7 220L4 219ZM7 217H8V216H7ZM48 217H47V218H48ZM61 217H60V218H61ZM73 217H74V216H73ZM73 217H72L71 219H73ZM76 217H77V216H76ZM76 217H75V219H76ZM104 217H105V214H104ZM255 217H256V219H257V220L255 219V220L259 222V220H258L259 217H258V216H255ZM257 217H258V218H257ZM19 218H20V217H19ZM24 218H25V217H24ZM24 218H23V219H24ZM34 218H35V217H34ZM50 218H51V216H50ZM50 218H49V219H50ZM55 218L60 219L59 217H53L52 219H55ZM82 218H81V219L79 218V220H78V218H77V221L82 220ZM99 218H100V215H99ZM262 218H263V217H262ZM15 219H16V218H15ZM21 219H22V218H21ZM21 219H20L21 222H20V221H19V223L17 222L19 226H20V223H22V224L24 223V220L22 219V220H23V222H22ZM31 219H33V218H31ZM31 219H30V220H31ZM49 219H48V220H49ZM52 219H51V220H52ZM61 219H63V218H61ZM65 219H64V220H65ZM69 219H70V217H69ZM69 219H67V220H69ZM40 220H41V218H40ZM43 220H44V219H43ZM48 220H47V221H48ZM51 220H50V221H51ZM64 220H63V221H64ZM83 220H85V219H83ZM83 220H82V221H83ZM261 220H262V219L260 218V221H261ZM17 221H18V220H17ZM27 221H28V219H27ZM31 221H32V220H31ZM45 221H46V220H45ZM56 221H57V219H56ZM58 221H59V220H58ZM70 221H71V220H70ZM85 221H86V220H85ZM89 221L91 222V220H89ZM89 221H87V222L89 223ZM25 222H26V221H25ZM59 222H60V224H61L62 221H59ZM59 222H57V223H59ZM64 222H65L64 224L67 226L66 221H64ZM71 222H72V221H71ZM74 222H76V221H74ZM87 222H86V223H87ZM262 222H264V221H262ZM262 222H261V223H262ZM17 223H16V225H17ZM32 223H33V222H32ZM34 223H35V221H34ZM36 223H37V222H36ZM36 223H35V224H36ZM38 223H39V222H38ZM38 223H37V224H38ZM50 223H51V225H52V222H50ZM54 223H55V222H54ZM54 223H53V224H54ZM78 223L80 224V222H78ZM261 223H260V224H261ZM29 224H30V223H28V227L30 226ZM42 224H44V222H42ZM46 224L48 225L49 223L46 222ZM75 224H76V223H75ZM79 224L74 225V223H73L74 226H77V225H79ZM253 224H254V223H253ZM260 224L257 223L258 227H261V226H259ZM262 224H264V223H262ZM262 224H261V225H262ZM26 225H27V224H26ZM38 225H39V224H38ZM51 225H49L48 227H50ZM54 225H56V224H54ZM57 225H58V224H57ZM61 225H62V224H61ZM69 225H70V223H68V227H69ZM71 225H72V224H71ZM80 225L82 226V224H80ZM83 225H84V224H83ZM89 225H90V224H89ZM101 225H102V224H101ZM231 225H233V224H231ZM250 225H251V223H250ZM255 225H256V223L253 225V227L250 226L249 228L251 229V227H252V229H253V228L255 227ZM19 226H17V227H19ZM24 226H25V225H24ZM24 226H23V227H24ZM33 226H34V225H33ZM33 226H32V227H33ZM42 226H43V225H42ZM42 226H41V227H42ZM81 226H80V228L83 229L84 226H82V227H81ZM227 226H228V225H227ZM229 226H230V225H229ZM240 226H241V225H240ZM263 226H264V225H263ZM2 227H3V226H2ZM6 227H5V229H6ZM28 227H25V228L28 229ZM35 227H36V226H35ZM38 227H39V226H38ZM41 227H40V228H41ZM43 227L46 228L47 226L45 227V224H44ZM48 227H47V228H48ZM55 227H57V226H55ZM60 227H61V226H59V228H60ZM63 227H65V226H63ZM68 227H67V228L65 227V228L68 229ZM70 227H71V226H70ZM78 227H79V226H78ZM85 227H86V229L84 228V231H85V233H87V235L89 236L90 234H88V232L86 231V230L88 229V227H87L86 225H85ZM99 227H101V229L104 228L103 226L98 225V228H99ZM113 227H114V226H113ZM21 228H22V227H20V229H21ZM40 228H38V229H40ZM47 228H46V229H47ZM52 228H54V227L52 226ZM52 228L50 227V228H48V230H50V229L53 230ZM57 228H58V227H57ZM57 228H54V229H57ZM61 228H62V227H61ZM90 228H91V227H90ZM111 228H112V227H111ZM111 228H110V230H111ZM226 228H227V227H226ZM226 228H225V229H226ZM245 228H247V227H245ZM256 228H257V227H256ZM256 228H254L253 230H256ZM262 228L264 229V227H262ZM5 229H4V231H7V229H6V230H5ZM20 229H18V230H20ZM29 229H30V227H29ZM34 229H35V228H33V230H34ZM42 229H43V228H42ZM62 229H63V228H62ZM62 229H61V231L65 230V229H63V230H62ZM99 229H100V228H99ZM105 229H106V228H105ZM105 229H103V232H104ZM223 229H224V228H223ZM237 229L242 230L240 227L237 228ZM237 229H236V231H237L238 233H236V235L240 234L239 231H238ZM243 229H244V228H243ZM250 229H249V230H250ZM263 229H262V230H263ZM22 230H23V229H22ZM22 230H21V232H19V233H23ZM31 230H32V229H31ZM31 230H30V231H31ZM74 230H75V229H74ZM77 230H79V229H77ZM77 230H75V231H76V233L78 232V233H77V235H78V234H79V231H77ZM88 230H89V229H88ZM226 230H229V229H226ZM245 230H246V229H245ZM253 230H252V231H253ZM258 230H259V229H258ZM10 231H11V230H9V236H7L8 234L5 235L6 238H7V237H10V236H12V235L14 236V234H13V233L11 234ZM23 231H25V229H24ZM28 231H29V230H28ZM35 231H38V230H35ZM39 231H40V230H39ZM39 231H38V232H39ZM67 231H69V229H68ZM72 231H73V229H72ZM82 231H83V230H82ZM84 231H83V234H82V232H81V230H80V232H81L80 234L84 235ZM90 231H91V230H90ZM99 231H100V230H99ZM105 231H106V230H105ZM119 231H120V229L118 230V232H119ZM165 231H166V230H165ZM167 231L169 232V230H167ZM171 231H172V230H171ZM173 231H174V230H173ZM236 231H235V232H236ZM247 231H248V228H247ZM263 231H264V230H263ZM16 232L18 233V231H16ZM25 232H26V231H25ZM25 232H24V233H25ZM31 232H32V231H31ZM51 232H53V231H51ZM51 232H50V233H51ZM70 232H71V231H70ZM70 232H67V233H70ZM73 232H74V231H73ZM103 232H102V233H103ZM118 232H117V233H118ZM168 232H167V233H168ZM174 232H176V230H175ZM177 232H178V230H177ZM177 232H176V233H177ZM226 232H227V231H226ZM243 232H244V230H243ZM243 232H242V234H243ZM245 232H246V231H245ZM250 232H251V230H250ZM250 232H249V234H250ZM3 233H4V232H2V234H3ZM7 233H8V232H7ZM24 233H23V234H24ZM32 233H33V232H32ZM35 233H37V232H35ZM39 233H40V232H39ZM41 233L43 234V231H42ZM46 233H48V231H46ZM53 233H54V232H53ZM53 233H52V234H53ZM56 233H57V230L55 231V234H56ZM64 233H66V232L63 231V234H64ZM71 233H72V232H71ZM71 233H70V234H71ZM89 233H90V232H89ZM91 233H92V232H91ZM100 233H101V232H98V235H100ZM102 233H101V236L105 235V234L102 235ZM107 233H109V232H107ZM120 233H121V232H120ZM120 233H119V234H120ZM176 233H175V234H176ZM222 233H224V232H222ZM253 233H256V232H253ZM253 233H251L250 235H253ZM0 234H1V232H0ZM33 234H34V233H33ZM33 234H32V235H33ZM58 234H59V233H57L56 235L59 237V235L62 234V233H60L59 235H58ZM73 234L75 235V233H72V235H73ZM175 234H174V235H175ZM179 234H180V233H179ZM247 234H248V232H247ZM16 235H19V234H16ZM21 235H22V234H20V236H21ZM47 235H48V234H47ZM47 235H46V236H47ZM53 235H54V234H53ZM53 235H52V238L55 237V235H54V236H53ZM87 235H86V237H85V240H86V238H87ZM106 235H107V234H106ZM109 235H111V233H110ZM109 235H108V236H109ZM163 235H164V234H163ZM165 235H166V234H165ZM165 235H164V236H165ZM168 235H169V233H168ZM245 235H246V234H243V236H245ZM13 236H12V237H13ZM20 236H19V237H20ZM22 236H23V235H22ZM22 236H21V238L25 239L24 236H23V237H22ZM29 236H31V233H30ZM29 236H28V237H29ZM40 236H41V234H40ZM40 236H39V237H40ZM57 236H56V237H57ZM63 236H64V235H63ZM65 236H67V235H65ZM70 236H71V235H70ZM70 236H68V237H70ZM177 236H178V235H177ZM182 236H183V234H182ZM238 236H239V235H238ZM3 237H4V236H3ZM25 237H26V239H28V238H27V234H25ZM32 237L34 238V235H33ZM36 237H37V236H36ZM36 237H35V238H36ZM39 237H37V238H39ZM42 237L45 238L44 234H43ZM42 237H41V240L43 239ZM60 237H61V236H60ZM60 237H59V239H60ZM68 237H67L66 239H68ZM75 237H77V236H75ZM75 237H74V238H75ZM78 237H80V236H78ZM90 237H91V239H94V238H92V236H90ZM239 237H240V236H239ZM245 237H246V236H245ZM248 237L250 238V236H248ZM251 237H252V236H251ZM253 237H254V236H253ZM6 238H3V239L7 242ZM13 238H14V237H13ZM15 238L17 239L18 237H15ZM15 238H14V241L16 240ZM29 238H30V237H29ZM47 238L49 239V236H47L46 239H47ZM50 238H51V236H50ZM62 238H63V237H61V239H62ZM70 238H72V237H70ZM82 238H83V237H82ZM82 238H81V239H82ZM172 238H173V237H172ZM174 238L176 239V237H174ZM180 238L182 239V237H180ZM180 238H179V240H181ZM3 239H1V241H2ZM7 239H8V238H7ZM26 239H25V240H26ZM55 239H57V238H55ZM55 239H54V240H55ZM75 239H76V238H75ZM75 239H74V241H75ZM77 239L79 240V238H77ZM87 239H89V238H87ZM97 239H98L99 242H100V244H99L100 246H99V247L101 248L102 241H105V242H106V240H103V239H102V241H100L99 238H97ZM97 239H96V240H97ZM156 239H157V238H156ZM156 239H155V240H156ZM177 239H178V238H177ZM239 239H240V238H239ZM8 240L10 241V242H8L9 244H10L11 242H13V239H12L11 237H10ZM17 240H19V238H18ZM17 240H16V241H17ZM21 240H22V239H21ZM21 240H20V242H21ZM25 240H22V241L24 242ZM28 240H29V239H28ZM28 240H27V241H28ZM37 240H38V239H37ZM78 240H76L75 242L77 243ZM94 240H95V239H94ZM96 240H95V241H96ZM157 240H159V242H160V241L162 240V238H161V240H160V239H157ZM168 240H169V239H168ZM262 240H263V239H262ZM1 241H0V243H1ZM5 241H4V242L2 241V242L5 243ZM29 241H30V240H29ZM32 241H33V240H32ZM38 241H40V240H38ZM42 241H43V240H42ZM48 241H50V240H48ZM51 241H52V240H51ZM56 241H57V240H56ZM58 241H59V240H58ZM60 241H61V240H60ZM70 241H71V240H70ZM70 241H69V243H71ZM72 241H73V240H72ZM91 241H93V240H91ZM95 241H94V242H95ZM107 241H108V240H107ZM166 241H167V240H166ZM169 241H170V240H169ZM169 241H167V242H169ZM172 241H175V245H176V242H177V244H178V242H179V243L181 242V241H178V240H177V241H176V240H172ZM238 241H239V240H238ZM242 241H243V240H242ZM263 241H264V240H263ZM23 242H22V243L16 242V243L19 244V247H15V246H16V245H15L16 243L14 244V248H16V251H17V252H15V251H14V252H11L13 247L11 248L10 246H8V244H7V245H6V244L0 245V264H20V263H22L21 261H24V262H25V261L27 260L26 262H28V259H29V258H31V260L29 259V260H30L29 263H30L31 261L33 262V261L39 259V260H38V264H40V263H39V262L41 261L40 259H43V258L46 257V255H45L44 253H42V251L45 250V249H44V248H41V247H44V244L46 245V243L43 244L42 242H38L39 244H40V243L43 244V246H41V247H40L41 244L39 245V247H37V246H38V245H37L38 243H35V244H36L35 246H36L37 248H41V249H42L41 252L38 254V253L35 252V250H36L37 248H36L33 244H31L32 242L28 243V245H25V244H26V243H25L26 241H25L24 243H23ZM34 242H35V241H34ZM53 242H54V241H53ZM61 242H62V241H61ZM66 242H68V241H67V240H66V241L64 240V242H62V243L65 244ZM82 242H83L82 240H79L78 245H77V244H73V245H74V246L76 245V246H78V248H79V246L82 245V244H80V243H82ZM85 242H87V240H86ZM89 242H90V241H89ZM105 242H104L103 244H105ZM162 242L164 243L165 240H163ZM170 242H171V241H170ZM170 242H169V243H170ZM240 242H241V241H240ZM73 243H74V242H73ZM91 243H92V242H90V244H91ZM108 243L110 244V247H112V246H111L112 243H111V242H108ZM108 243H107V244H108ZM163 243H162V244H163ZM169 243H168V245H169ZM226 243H227V242H226ZM229 243H230V242H229ZM260 243H261V242H260ZM262 243H263V242H262ZM262 243H261V244H262ZM1 244H2V243H1ZM18 244H17V246H18ZM55 244H57V243H55ZM55 244H54V245H55ZM79 244H80V245H79ZM92 244H93V243H92ZM103 244H102V245H103ZM10 245H11V244H10ZM47 245H48V244H47ZM59 245H60V244H59ZM67 245H69V244L67 243ZM67 245H63L62 247H65V248H66ZM73 245L71 244L70 246H73ZM85 245H86V244H85ZM85 245L83 244L84 247H85ZM164 245H165V244H163V246H164ZM172 245H173V243H172ZM175 245H174V246H175ZM229 245H230V244H229ZM262 245H264V244H262ZM262 245H261V246H262ZM11 246H13V245H11ZM50 246L52 247L53 245H50ZM55 246L58 247V244L55 245ZM55 246H54V247H55ZM70 246H69V247H70ZM74 246H73V247H74ZM76 246H75V247H76ZM87 246H88V245H87ZM97 246H98V245H97ZM103 246H106V245H103ZM103 246H102V247H103ZM107 246H108V245H107ZM113 246H114V245H113ZM165 246H167V245H165ZM170 246H171V245H170ZM223 246H224V244H223ZM261 246H260V247H261ZM8 247L11 248V251L9 250L10 248L8 249ZM59 247H60V248H59ZM59 247H58V248L61 249V246H59ZM73 247H71V249H73ZM75 247H74V248H75ZM84 247H83V249H85ZM108 247H109V246H108ZM116 247H118V246H116ZM120 247H121V245H120ZM120 247H119L118 249H120ZM125 247H127V246H125ZM125 247L122 246V248H121L120 250L124 249ZM168 247H169V246H168ZM228 247H230V246H228ZM260 247H259V248H260ZM262 247H263V246H262ZM35 248H36V249H35ZM45 248H47L48 250H51V249H49V247H46V246H45ZM67 248H68V246H67ZM67 248H66V249H67ZM76 248H77V247H76ZM78 248H77V249H78ZM81 248H82V246H81ZM87 248H88V247H87ZM90 248H92L91 245H90L89 249H90ZM97 248H98V247H97ZM100 248H99V249H100ZM106 248H107V247H106ZM165 248H166V247H165ZM173 248H174V247H173ZM220 248H221V247H220ZM220 248H219V251L221 250ZM233 248H235V247H233ZM263 248H264V247H263ZM56 249H57V248H56ZM71 249H69V253L71 252V251H70ZM77 249H75V251H77ZM93 249H94V248H93ZM93 249H91V250L93 251ZM95 249H96V244H95ZM95 249H94V250H95ZM102 249H103V248H102ZM111 249H112V248H110V250H111ZM127 249L129 250V247H128ZM130 249H132V248H130ZM167 249H168V248H167ZM167 249H165L164 252H165ZM230 249H231V247H230ZM8 250H9L10 252H9ZM33 250H34L35 253L33 252ZM38 250H40V249H38ZM52 250H54L53 247H52ZM57 250H58V249H57ZM85 250H86V249H85ZM104 250H105V249H104ZM107 250H109V248H108ZM115 250H117V249L115 248ZM124 250H125V249H124ZM235 250H236V249H235ZM255 250H256V249H255ZM63 251H64V252H63ZM65 251H67V250H64V249H63V250L61 251V253L55 251L54 254H58V253H59V255H60V254H62V252L65 253ZM78 251H79V250H78ZM83 251H84V250H83ZM87 251H88V249H87L86 251H84L83 254H85V253H86V254H87V253L90 254L89 251H88V252H87ZM95 251H98V250L96 249ZM99 251H100V250H99ZM99 251H98V252H99ZM101 251H103V250H101ZM117 251H118V250H117ZM132 251H133V249L131 250V252H132ZM231 251H233V249H231ZM238 251H239V250H238ZM260 251H263V249L260 250ZM260 251H258V249H257V251H256V252H259V254L257 253V258H258V255H259V257H260V254H262V252L260 253ZM37 252H38V251H37ZM43 252H44V251H43ZM46 252H47V250H46ZM49 252H50V251H48L47 254H49ZM90 252H91V251H90ZM93 252H94V251H93ZM98 252H94L95 254H93V255H97V256H98V254L101 255V253H100V252L98 253ZM105 252H106V251H105ZM158 252H159V251H158ZM169 252H170V255H171V254H172V253H171L172 251H169ZM169 252L166 251V253H169ZM177 252H178V251H176V254H177ZM233 252H234V251H233ZM233 252H232V254H233ZM256 252H255V253H256ZM21 253H23V254H21ZM24 253H25V254H24ZM41 253H42V256L45 255V257H44V256H43V257H42V256L40 257L39 255H41ZM50 253H52V252H50ZM67 253H68V251H67ZM69 253H68V254H69ZM72 253H77V252H72ZM80 253H81V250H80V252L78 253V255H79ZM97 253H98V254H97ZM107 253H108V251H107L106 253H104V254L102 253V254H103V256L105 257V254H106V256H107ZM115 253H116V252H114L113 255H114ZM178 253H179V252H178ZM223 253H224V256L226 257V255H227L226 251H224ZM234 253H235V252H234ZM238 253H239V252H238ZM54 254L52 253V256H53V257H54ZM68 254H67V255H68ZM88 254H87V255H88ZM118 254H119V253H118ZM118 254H116V257H115V256H114V257L117 258V257L119 256ZM124 254H125V253H124ZM157 254H158V253H157ZM160 254H163V255L165 256L164 253H161V252H160V253H159V256H160ZM214 254H215V253H214ZM230 254H231V253H230ZM239 254H240V253H239ZM241 254H242V252H241ZM243 254H244V253H243ZM253 254H254V253H253ZM65 255H66V253H65ZM71 255H72V254H70L69 256H64V255L62 254V257L60 256L59 259H62V258L64 259V258L66 257V258H67V261H65V260H63V259H62V261H64V262H68V260H69L68 258H69V257L71 258ZM91 255H92V254H91ZM109 255L112 256V252H110ZM117 255H118V256H117ZM163 255H161V257H163V259L166 260L165 257H164ZM179 255H180V254H178V255H176V256L180 257ZM251 255H252V254H251ZM73 256H74V254H73ZM75 256H76V255H75ZM75 256L73 257L74 259H75ZM82 256H84V255H82ZM103 256H102V257H103ZM122 256H123V255H121V257H122ZM156 256H157V255H156ZM171 256H172V255H171ZM176 256L174 255V257H176ZM214 256H215V255H214ZM228 256H231V255L228 254L227 257H228ZM232 256H234V255H232ZM252 256H254V255H252ZM26 257H29V258L27 259ZM55 257H58V256H55ZM55 257H54V258H55ZM80 257H81V256H80ZM84 257H85V258L88 257L87 260H86L87 262H88V259H89V258L91 259L90 256H84ZM92 257H94V256H92ZM100 257H101V256H100ZM100 257H99V259H100ZM109 257H110V256H109ZM114 257H113V258H114ZM119 257H120V256H119ZM119 257H118V258H119ZM121 257H120V258H121ZM157 257H158V256H157ZM236 257H237V256H236ZM262 257H263V256H262ZM51 258H52V257H51L50 254H49V258H47L49 261H48L47 264H54V263L56 262V259H55V262L53 263V262H52L53 260H51ZM54 258H53V259H54ZM66 258H65V259H66ZM77 258H78V257H77ZM77 258L74 260L76 263L79 262V259H78V262L76 261ZM95 258H97V257H95ZM107 258H108V257H105L106 260H107ZM167 258H168V257H167ZM180 258H181V257H180ZM180 258H179V259H178V258H175V259H176V261H177V259L181 261V259H182L183 257H182L181 259H180ZM217 258H218V256H217L215 259H217ZM222 258H224V257H222ZM229 258H231V257H229ZM229 258H228L227 260H230ZM24 259H26V260H24ZM59 259H58V260H59ZM97 259H98V258H97ZM97 259H96V262L99 261V260L97 261ZM103 259H104V258H103ZM111 259H112V257H111ZM121 259H122V258H121ZM121 259H120V260H121ZM163 259L160 258V259H158L157 262H161V260L163 261ZM171 259H172V258H171ZM184 259L186 260L185 256H184ZM208 259H209V258H208ZM224 259H225V258H224ZM255 259H256V256H255ZM255 259H254V260H255ZM262 259H264V258H262ZM43 260H45V259H43ZM71 260H72V259H71ZM82 260L84 261L85 259L82 258ZM82 260L80 259L81 262H83ZM91 260H92V259H91ZM91 260H90V261H91ZM100 260H101V259H100ZM155 260H156V258H155ZM155 260H153V261L155 262ZM159 260H160V261H159ZM222 260H223V259H222ZM222 260H220V261H222ZM225 260H226V259H225ZM241 260H243V259H241ZM251 260H253V259H251ZM72 261H73V260H72ZM74 261H73V262H74ZM92 261H93V260H92ZM103 261H104V260H103ZM107 261H108V260H107ZM107 261H106V262H107ZM112 261L114 262V259H113ZM115 261H116V260H115ZM118 261H119V260H118ZM168 261H171V260L168 259ZM217 261H218V260H217ZM230 261H231V260H230ZM230 261H229V262H230ZM236 261H238V259H237ZM263 261H264V260H262V262H263ZM32 262H31V263H32ZM42 262H43V261H42ZM42 262H41V264H42ZM46 262H47V261H46ZM69 262H70V261H69ZM96 262H95V263H96ZM99 262H100V261H99ZM108 262H109V261H108ZM108 262H107L106 264H109V263L111 262V260H110L109 263H108ZM119 262H120V261H119ZM119 262H118V264H119ZM184 262H185V261H184ZM206 262H207V261H206ZM215 262H216V260H215ZM226 262H227V261H226ZM232 262H233V261H232ZM234 262H235V261H234ZM252 262H253V261H252ZM257 262H259V264H260V262H261V257H260L259 260L257 259ZM31 263H30V264H31ZM35 263H36V262H35ZM35 263H34V264H35ZM60 263L62 264L63 262H59V261H58V264H60ZM76 263H74V264H76ZM79 263H80V262H79ZM103 263H104V262H102V264H103ZM114 263H115V262H114ZM150 263L154 264V263L151 262V261H150ZM163 263L167 264L168 262H165V261H164V262H161L160 264H163ZM182 263H183V262H182ZM208 263H209V260H208ZM221 263H225V262H221ZM235 263H236V262H235ZM235 263H234V264H235ZM253 263H254V262H253ZM25 264H26V263H25ZM32 264H33V263H32ZM36 264H37V263H36ZM43 264H45V261L43 262ZM56 264H57V263H56ZM64 264H65V263H64ZM67 264H68V263H67ZM82 264H85V263H82ZM89 264H90V262H89ZM91 264H92V262H91ZM99 264H100V263H99ZM116 264H117V263H116ZM120 264H121V263H120ZM148 264H149V263H148ZM157 264H158V263H157ZM172 264H174V263H172ZM175 264H176V263H175ZM178 264H179V263H178ZM183 264H184V263H183ZM209 264H211V262H210ZM212 264H214V263H212ZM227 264H228V263H227ZM229 264H230V263H229ZM231 264H232V263H231ZM237 264H238V263H237ZM242 264H244V262H243Z\"/></svg>","mask_w":264,"mask_h":264}]
</instances>
